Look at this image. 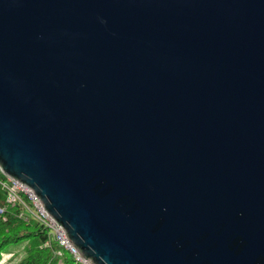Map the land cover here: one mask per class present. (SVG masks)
Returning a JSON list of instances; mask_svg holds the SVG:
<instances>
[{"label": "water", "instance_id": "obj_1", "mask_svg": "<svg viewBox=\"0 0 264 264\" xmlns=\"http://www.w3.org/2000/svg\"><path fill=\"white\" fill-rule=\"evenodd\" d=\"M0 171L89 264H264V0H0Z\"/></svg>", "mask_w": 264, "mask_h": 264}, {"label": "trees", "instance_id": "obj_2", "mask_svg": "<svg viewBox=\"0 0 264 264\" xmlns=\"http://www.w3.org/2000/svg\"><path fill=\"white\" fill-rule=\"evenodd\" d=\"M0 206L4 208L0 214V260L7 246L26 241L25 253L16 264H57L59 261L62 264H81L66 251L58 256L56 251L59 247L48 229L34 217L27 216L22 206L7 203L6 192L1 188Z\"/></svg>", "mask_w": 264, "mask_h": 264}, {"label": "built area", "instance_id": "obj_3", "mask_svg": "<svg viewBox=\"0 0 264 264\" xmlns=\"http://www.w3.org/2000/svg\"><path fill=\"white\" fill-rule=\"evenodd\" d=\"M0 188L6 192L7 203L22 206L27 216L34 217L48 229L52 240H54L59 247V250L56 251L58 255H62V252L66 251L72 256L75 262L89 264V262L79 254L77 248L69 242L61 225L43 208L32 189L26 184L3 173L0 175ZM3 211L4 208L0 206V214H2Z\"/></svg>", "mask_w": 264, "mask_h": 264}, {"label": "rangeland", "instance_id": "obj_4", "mask_svg": "<svg viewBox=\"0 0 264 264\" xmlns=\"http://www.w3.org/2000/svg\"><path fill=\"white\" fill-rule=\"evenodd\" d=\"M26 241L18 242L12 245L7 246L1 253L0 264H16L17 261L24 255V247ZM61 256V255H58ZM57 264H62L59 261Z\"/></svg>", "mask_w": 264, "mask_h": 264}]
</instances>
